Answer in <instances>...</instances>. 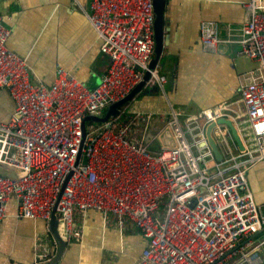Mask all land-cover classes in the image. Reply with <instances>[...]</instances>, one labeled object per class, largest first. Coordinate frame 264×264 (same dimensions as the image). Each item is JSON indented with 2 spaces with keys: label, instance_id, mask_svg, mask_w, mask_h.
Here are the masks:
<instances>
[{
  "label": "built area",
  "instance_id": "2783aa9c",
  "mask_svg": "<svg viewBox=\"0 0 264 264\" xmlns=\"http://www.w3.org/2000/svg\"><path fill=\"white\" fill-rule=\"evenodd\" d=\"M242 4L247 14L237 36H221L218 20L200 22L204 49L236 42L256 62L239 75L240 100L192 115L171 107L165 123L174 143L159 149L146 145L151 112L127 108V101L98 127L88 129L91 120L82 127L85 116L103 115L139 83L164 89L166 75L150 66L153 0H89V22L109 56L92 87L60 63L50 82L32 80L26 58L8 46L0 16V87L14 100L0 120V165L16 171L0 173V222L12 197L16 216L49 224L54 213L70 241L81 238L75 211L95 209L130 219L146 238L136 264H258L251 235L264 227V208L245 172L264 157V0ZM220 118L231 121L241 147ZM211 122L221 160L207 141ZM46 258L39 253L32 264Z\"/></svg>",
  "mask_w": 264,
  "mask_h": 264
},
{
  "label": "crops",
  "instance_id": "0c3cea01",
  "mask_svg": "<svg viewBox=\"0 0 264 264\" xmlns=\"http://www.w3.org/2000/svg\"><path fill=\"white\" fill-rule=\"evenodd\" d=\"M244 1H164L168 42L156 65L167 81L163 90L155 85L141 87L127 102V108L152 114L148 147L159 149L174 143L165 123L171 107L192 115L206 107L240 100L239 75L256 62L241 54L236 42H221L216 52L204 49L200 22L218 20L221 36H237L247 14ZM89 11V0H0V16L9 30L7 44L26 58L32 80L50 82L56 63H60L92 87L98 83L109 58L99 48ZM13 110V98L0 87V120L8 119ZM159 113L165 119L159 118ZM154 133L158 137L151 138ZM12 171L0 165L1 173L16 174ZM245 173L255 201L264 208V157L246 168ZM16 211V202L10 197L6 216L0 222V264H32L39 253H45L46 259L53 256L58 243L49 224L42 218L16 216ZM74 220L82 227L81 238L64 240L56 264H136L146 245V238L133 221L120 222L112 212L76 210ZM262 239L264 227L251 235V245L260 257L258 264H264ZM233 262L241 264L239 258Z\"/></svg>",
  "mask_w": 264,
  "mask_h": 264
},
{
  "label": "water",
  "instance_id": "95a60500",
  "mask_svg": "<svg viewBox=\"0 0 264 264\" xmlns=\"http://www.w3.org/2000/svg\"><path fill=\"white\" fill-rule=\"evenodd\" d=\"M153 11H154V48H153L154 55L151 58L150 66H154L156 64V62L158 61L160 57L164 44L168 42V34L164 32L165 29L167 28L164 25V0H153ZM147 75L148 73H146L145 77H147ZM142 86H143V83H139L124 98L110 104L106 108V111L104 112L103 115L85 116L83 119V123H82L83 130L85 131V121L86 120L105 121L109 117L110 114L117 112L121 104L125 103L130 98H132L135 95V93L138 92V90H140ZM218 121L226 123L229 126L231 134L233 135L237 144L241 147L242 146L241 140L235 130V127L232 125L231 121L225 118H220ZM212 126H213V123L211 122L206 128L207 141L213 150L215 158L217 160H221L222 154L220 150L218 149L213 136L211 135ZM3 166L6 167V165H3ZM57 221H58L57 217L54 215V213H52L51 218L49 220V229L51 230L52 234L54 235L58 243V250L47 261L41 262L39 264H56L59 253L62 252L65 246V241L63 240V238L61 237L57 229Z\"/></svg>",
  "mask_w": 264,
  "mask_h": 264
},
{
  "label": "rangeland",
  "instance_id": "374dc122",
  "mask_svg": "<svg viewBox=\"0 0 264 264\" xmlns=\"http://www.w3.org/2000/svg\"><path fill=\"white\" fill-rule=\"evenodd\" d=\"M107 58H109V56H107ZM138 95V94H137ZM137 95L134 97V98H136L137 97ZM140 97V96H139ZM138 97V98H139ZM137 98V99H138ZM133 99V98H132ZM132 99H130V101L132 100ZM174 109H176V110H179V109H177V108H175V107H173ZM103 110H100V114H103ZM126 118L127 117H123L122 119L123 120H126ZM102 124V122L101 121H94V120H91V123H89V122H87V124H86V127L89 129V128H93V127H98L99 125H101Z\"/></svg>",
  "mask_w": 264,
  "mask_h": 264
},
{
  "label": "trees",
  "instance_id": "16d2710c",
  "mask_svg": "<svg viewBox=\"0 0 264 264\" xmlns=\"http://www.w3.org/2000/svg\"><path fill=\"white\" fill-rule=\"evenodd\" d=\"M149 148H151V147H149ZM152 149H154V148H152ZM13 172V171H12ZM1 173V172H0ZM6 174H10V175H12V176H15V173L13 174V173H11V172H6Z\"/></svg>",
  "mask_w": 264,
  "mask_h": 264
},
{
  "label": "clouds",
  "instance_id": "9594fccd",
  "mask_svg": "<svg viewBox=\"0 0 264 264\" xmlns=\"http://www.w3.org/2000/svg\"><path fill=\"white\" fill-rule=\"evenodd\" d=\"M128 101H129V100H128ZM128 101H127V102H128Z\"/></svg>",
  "mask_w": 264,
  "mask_h": 264
},
{
  "label": "flooded vegetation",
  "instance_id": "af4514ba",
  "mask_svg": "<svg viewBox=\"0 0 264 264\" xmlns=\"http://www.w3.org/2000/svg\"><path fill=\"white\" fill-rule=\"evenodd\" d=\"M165 1V0H164Z\"/></svg>",
  "mask_w": 264,
  "mask_h": 264
}]
</instances>
